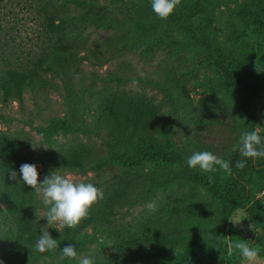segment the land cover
<instances>
[{
    "label": "trees",
    "instance_id": "obj_1",
    "mask_svg": "<svg viewBox=\"0 0 264 264\" xmlns=\"http://www.w3.org/2000/svg\"><path fill=\"white\" fill-rule=\"evenodd\" d=\"M214 1L183 0L192 7L189 10L176 9L167 19H161L147 2L139 19L127 25L110 6L100 0H31L38 5L39 17L43 19L40 27L49 48L27 65L13 66L8 56L4 60L0 54V104L22 103L28 93L59 90L60 85L53 78L60 79L64 83L63 91L72 97L76 91H80L78 106L84 103L83 107L92 117L91 122H79L77 118L76 123L71 124L65 119L51 123L50 132L72 134L79 129V123L85 129H91L92 125L90 131L99 136L101 144L61 146L44 162L40 179L42 182L53 171L60 175L92 173L84 182L94 184L104 195L77 227H60L59 231L54 224L47 229L57 239L58 248L44 252L45 255L36 251L35 242L47 227V220L42 217L48 206L42 203L35 190L19 179L20 166L27 163V157L23 154L27 142L0 130V203L8 209L6 214H0V264H52L51 259L58 260L56 264H79L77 258L60 257L67 244L74 245L79 256L82 251L81 234L88 227L92 228L94 234L106 236L115 249L113 257L101 264H164L166 243L159 234L162 228H152L162 225L161 220L160 224L151 220L146 224L150 228L141 233L136 227L114 226L116 217L132 197L133 179L140 177L127 165L164 161L178 166L180 174L170 176L164 185L178 179L202 184L220 209V221L227 223L234 211L247 209L253 225L264 231V222L250 205L246 194L253 171L259 169L264 172V157L247 158L239 150L236 151L229 158L232 174L228 182H222L215 174H200L187 165L182 153L170 151L158 140L157 135L162 131V113L157 104L145 95L119 91L122 84L145 81L147 70L128 68L110 74L107 79L97 77L102 82L101 88L97 86V79L87 87L79 84V89L75 81L85 63L101 62L104 57L108 59L117 54L136 52L141 56L142 63L150 64L160 49H170L171 45L180 44V41L175 44L166 41L170 28L188 35L192 40H200L202 45L211 49L210 42L197 36L192 16L196 13L213 15L216 10ZM238 19L251 33L264 37V0L257 13L243 10ZM98 30L111 31L110 37L92 40L91 32ZM135 32L145 33V42L134 41L132 34ZM218 56L223 78L227 82L226 88L234 96L249 125L247 132L255 130V101L264 93L263 64L256 60L253 53H243L241 58L230 60L228 53L220 50ZM163 78L155 85L167 97L180 96L191 108L193 101L186 83L183 84L172 70H168ZM94 95V100L88 98L89 102H85L87 96ZM261 134L264 137V132ZM241 160L246 164L243 169L236 167L237 161ZM11 169L18 174L16 181L8 178ZM35 210L39 215L36 216ZM40 212H44V215L41 216ZM235 242L245 240L229 236L226 228L217 221L207 236H186L182 241L178 238V245L172 244L175 246L173 250L182 251L181 264H239L241 254L233 247Z\"/></svg>",
    "mask_w": 264,
    "mask_h": 264
},
{
    "label": "rangeland",
    "instance_id": "obj_2",
    "mask_svg": "<svg viewBox=\"0 0 264 264\" xmlns=\"http://www.w3.org/2000/svg\"><path fill=\"white\" fill-rule=\"evenodd\" d=\"M100 1L110 6L115 15L127 25H132L134 20L139 19L147 2L151 4V0ZM261 1L215 0L213 4L216 10L213 15L199 13L193 15L192 25L197 36L210 42L211 49L202 45L200 40H192L174 28L166 29L167 37L169 36L166 41L174 44L180 41V44L171 45L170 49L168 47L160 49L150 64L142 63L141 56L136 52L117 54L108 59L104 57L101 62H88L76 75L77 87L80 88L79 84L87 87L97 79V86L101 88L102 82L97 77L103 80L121 69H145L148 71L145 81L122 84L118 89L128 94L145 95L157 104L162 113V131L157 135L158 140L170 151L182 153L186 160L195 152L211 151L229 162V158L239 150L240 137L249 130V125L234 96L226 88L227 82L223 78L218 52L222 50L228 53L227 58L230 60L241 58L243 53H253L264 68V37L251 33L238 19L243 10L257 13L261 8ZM190 7L192 4L181 0L176 9L189 10ZM42 22L38 5L31 0H0V54L3 55L1 58L5 60L8 56L12 65L17 66L27 65L35 61L36 57L43 55L49 45L42 34L40 27ZM110 32L93 31L92 40L97 37L104 40L110 37ZM132 37L136 42H145L143 32H135ZM168 70L174 71L183 84L186 83L193 101L191 108L180 96V99L176 98L177 95L167 97L164 91L155 85L164 79ZM53 79L60 85L61 90L59 88L37 94L28 93L22 103L8 106L0 104V130L27 142L23 154L27 157V163L37 166L39 173L42 172L44 162L63 145L68 147L77 143L95 146L101 144L99 136L90 131L92 125L91 129H85L86 127L79 123V129L72 134L50 132L53 122L66 119L69 123L75 124L78 118L79 122L90 123L92 119L83 107L84 103L78 106L82 93L76 91L72 97L63 91L64 83L60 79ZM88 98L94 100L96 95L87 96L85 102H89ZM255 106L256 128L264 132V93L256 99ZM127 167L130 171L137 172L140 177L133 179L132 197L116 217L114 226L136 227L141 233L150 228L146 224L151 220L158 224L161 220L162 225L152 228L154 230L162 228L159 234L166 243L164 264H181L182 251L173 250L175 246L172 244L178 245V238L182 241L186 236L199 238L207 236L217 221L226 228L229 236L235 239L243 238L251 247L259 250L254 261L247 262L241 256L239 264H264V231L253 225L247 209L234 211L228 222L224 223L220 221L221 212L216 201L202 184H192L178 179L177 182L164 185L170 176L180 174L178 166L161 161ZM191 169L204 175H218L222 182H228L230 179L229 174L219 168L216 172L210 173L203 172L198 167ZM67 174L80 182L93 175ZM250 181L246 194L250 205L264 222V172L259 169L253 171ZM40 215L43 216L44 212H40ZM80 241L82 251L77 257L79 264L84 257L92 259L93 264H101L111 259L115 252L107 237L94 234L91 227L82 231ZM57 261L51 259L52 264H56Z\"/></svg>",
    "mask_w": 264,
    "mask_h": 264
},
{
    "label": "clouds",
    "instance_id": "obj_3",
    "mask_svg": "<svg viewBox=\"0 0 264 264\" xmlns=\"http://www.w3.org/2000/svg\"><path fill=\"white\" fill-rule=\"evenodd\" d=\"M180 3L181 0H151V7L161 19H167ZM239 152L247 158L264 157V137L260 128L241 135ZM187 165L191 168L198 167L206 173L216 172L219 168L229 175L232 174L229 162L211 151L195 152L187 159ZM245 166V161L236 163L237 168L243 169ZM17 175V172L11 169L8 178L16 181ZM19 179L35 190L42 203L48 206L46 214L42 217L47 220V227L35 242V250L41 253L54 251L59 247L57 239L52 237L48 228L54 224L67 228L77 227L89 216L92 206L104 195L103 191L92 183L80 182L71 175H60L54 171L45 176L41 182L37 166L29 163L20 166ZM209 179L211 180V177ZM7 211L6 205L0 203V214H6ZM35 213L36 216L39 215L36 210ZM57 230L60 231V228L58 227ZM233 247L239 250L242 258L247 262L254 261L258 256L259 250L246 242H235ZM64 258H77L74 245L67 244L63 247L60 259ZM80 264H93V260L84 257L80 260Z\"/></svg>",
    "mask_w": 264,
    "mask_h": 264
}]
</instances>
